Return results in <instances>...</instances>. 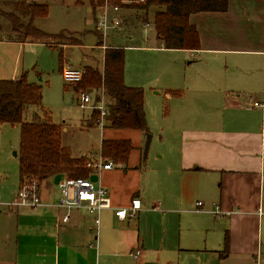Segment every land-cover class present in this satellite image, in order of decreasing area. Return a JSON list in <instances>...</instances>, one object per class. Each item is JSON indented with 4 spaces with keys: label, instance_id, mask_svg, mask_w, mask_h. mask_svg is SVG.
Returning a JSON list of instances; mask_svg holds the SVG:
<instances>
[{
    "label": "crops",
    "instance_id": "0c3cea01",
    "mask_svg": "<svg viewBox=\"0 0 264 264\" xmlns=\"http://www.w3.org/2000/svg\"><path fill=\"white\" fill-rule=\"evenodd\" d=\"M93 2L89 0V6L96 16L98 8L92 9ZM152 9L140 16L134 8H123L119 29L136 22L153 27L159 48L150 51L159 53L166 49L157 39L154 17L149 19ZM190 22L199 32L201 49L169 52L191 58L188 66L193 69L189 77L187 69L184 77L191 88L181 91L180 64L174 58L172 66L177 67V73L172 71L168 86L155 93L182 104L184 112L177 121L181 128L172 138L163 134L165 149L150 160L146 157L144 173L135 174L133 181L122 166L99 176L98 182L109 189L114 207L126 208L134 198L142 201L137 217L123 221L114 210H105L98 228L97 215L73 210L66 220L67 212L55 205L61 196L59 183L68 175L54 177L57 181L40 186L43 206L14 210L0 206V264H174L163 258L169 252L179 258L171 259L175 264H207L201 254H214L219 264H264V0H229L226 13L197 14ZM77 40L81 46L82 40ZM27 43L30 41L0 42L1 55L12 61V47ZM126 85L140 88L130 82ZM190 91L195 94L193 101L187 97ZM137 138L142 143L146 135ZM150 164L152 171L147 175ZM0 184L4 186L1 200L12 201L20 184L9 192L2 181ZM190 202L195 203L194 213L200 216H215L217 207L224 213L214 217L218 227L212 249L194 246L198 241L194 236L188 241L191 246L176 248L166 233L160 236L155 229L159 224L166 231L167 218ZM208 235L209 231L205 237ZM226 237L229 245L224 253ZM165 238L169 241L164 242ZM137 251L141 252L138 259L134 257ZM183 251L194 255L181 260L179 252Z\"/></svg>",
    "mask_w": 264,
    "mask_h": 264
},
{
    "label": "rangeland",
    "instance_id": "374dc122",
    "mask_svg": "<svg viewBox=\"0 0 264 264\" xmlns=\"http://www.w3.org/2000/svg\"><path fill=\"white\" fill-rule=\"evenodd\" d=\"M13 1L25 2L26 4L36 1L39 4H48L49 16L45 19H36L34 25L48 35H62L59 38H48L42 41L31 39L29 40L30 43L24 46L12 47L13 52L10 54L13 57L12 61H9V58L1 55L0 52V56L3 57L0 61L2 71L0 80H12L18 78L22 73H26L29 83L41 85L43 88L41 104L29 107L24 116V122L30 123L36 118L45 119L49 117L55 124L67 129V132L62 129V145L70 149L73 156L80 158L92 154L99 155L104 139H130L135 146L132 153H135L124 168V173L132 175V181L136 177H134L135 174H143L147 135L143 140L144 142L141 143L137 138V135L141 133L135 131H112L99 125H96V128H89L87 123H89L93 107L92 105L86 108L81 107L82 95L76 92L75 86L65 82L62 74L63 69L68 67L73 69L91 68L102 71L104 68L103 53L105 52L103 47L115 46L125 49L126 84L128 82L135 84L136 86L132 87L143 88L146 94L147 124L149 135L152 137L147 153L150 160L156 152L165 149L164 143H161L163 134H171L170 137L172 138L173 134L178 133L177 130L181 128L180 122H177L179 113L184 112L181 109L182 104L176 100L171 101L164 98L163 95L155 93L168 86L172 71L177 73V67L172 66V62L176 59H178L177 63L180 64L178 68L182 74V79L179 81L181 91L185 92L189 87L191 88L188 80L193 69V67L188 66L191 58L183 56V54H172L169 52L170 50H163L159 53L151 52L150 50L155 48L156 51L158 50L156 48H159L153 38V27H144L140 22L123 26L121 30H110L106 41L102 39V48H98L97 38L94 35L98 36L95 31V16L89 6V0H0V10L6 13L14 12ZM93 1L97 2V0ZM135 10L134 13L140 16L141 14L144 15L143 11ZM155 12L156 9L151 10L150 21ZM0 28V36L3 37L0 41H8V35L11 36L9 38L11 40L16 37L15 35L12 36L9 23L2 18L0 19ZM70 37L76 38L75 40L81 39L83 44L81 46L80 44L74 45V41ZM174 58L176 59L173 60ZM187 69L188 77L184 82ZM155 79L158 81L156 82ZM85 94L90 95L95 102L100 101L102 95L105 98L103 90H89ZM187 97L190 101L195 100V94L192 91L188 93ZM105 103L108 105L106 98ZM111 132H114L115 136H110L109 133ZM20 142V126L0 124V173L3 176L2 183L5 185L6 192H9L10 187L17 188L20 184L19 161L15 157V153L19 152ZM140 166H143L141 170H139ZM151 171L152 165L150 164L147 175ZM50 181L57 180L54 178ZM3 188L4 186L0 184V192ZM194 204L190 202L188 206H182L180 213L168 217L165 226L166 231H164V225L159 224L155 225V229L160 232V236L166 233L176 248H188L187 246H191L188 241L194 236L198 238L194 246L201 248L200 250L212 249L217 242L215 239L217 234H213L217 233L218 227L214 219L215 216L195 214ZM204 210L208 211L206 208ZM208 231L209 235L205 237ZM169 240L165 238L164 242ZM192 253L190 251L179 252L180 259H187L194 255ZM213 256L215 255L205 256V254H201L200 259L202 261L204 259L207 264H219V258ZM157 257L158 254H155L154 259ZM163 258L174 264L177 261L171 259H179L175 257L173 252L163 255Z\"/></svg>",
    "mask_w": 264,
    "mask_h": 264
},
{
    "label": "trees",
    "instance_id": "16d2710c",
    "mask_svg": "<svg viewBox=\"0 0 264 264\" xmlns=\"http://www.w3.org/2000/svg\"><path fill=\"white\" fill-rule=\"evenodd\" d=\"M103 0L93 2V10ZM122 8H134L148 12L156 9L153 18L157 39L166 50L198 51L201 49L200 35L190 22L193 15L202 13H226L229 0H147L144 4L126 6L122 0H112ZM15 11L6 13L0 10V19L10 25L13 40L25 43L29 40L59 38L62 35H48L35 27L36 19L49 16V5L33 2L13 1ZM1 33V28H0ZM98 47L103 46L98 34ZM3 37L0 36V40ZM74 45L80 41L73 39ZM4 42V41H0ZM125 49L108 47L104 52L103 71L86 69L82 81L75 85L79 95L89 90H103L108 99L106 123L103 128L112 131H135L149 134L145 112V90L131 88L125 83ZM43 88L31 84L27 74L17 80H0V124L20 126L21 142L16 158L19 161L20 185L36 182L38 185L48 183L52 178L69 175L78 179H89L92 172L86 168L87 157L74 158L68 148L63 147L61 134L63 126L55 124L49 117L36 118L30 123L24 122V116L31 106H39L42 101ZM100 122V112L93 110L88 127L96 128ZM135 146L130 139H104L100 154L105 161L114 166L126 167ZM229 239H225L224 253L228 252ZM222 253V254H224Z\"/></svg>",
    "mask_w": 264,
    "mask_h": 264
},
{
    "label": "built area",
    "instance_id": "2783aa9c",
    "mask_svg": "<svg viewBox=\"0 0 264 264\" xmlns=\"http://www.w3.org/2000/svg\"><path fill=\"white\" fill-rule=\"evenodd\" d=\"M147 0H122V4L126 6L134 4H144ZM122 7L113 4L112 0H103L102 4L98 7L95 16V31L101 35L103 41H106L108 32L110 30H118L123 24V18L121 16ZM107 49V47H103ZM63 78L69 85L75 86L79 84L86 74V69H63ZM92 105L93 110L100 112L99 126L104 127V118L107 114L108 105L105 103L104 95L100 101L95 102L94 99L88 94H82L81 107L86 108ZM256 107L258 103L254 104ZM86 168L92 172V177L89 179H78L71 176H66L59 183L61 196L58 203L55 205L57 208L65 210L67 212L65 219L70 218V213L73 210H85L90 214L97 215L95 221L97 227L100 225V215L105 210H114L118 219L127 221L137 217L143 208V203L139 198L132 199L130 205L126 208H117L113 206L112 198L109 189L105 188L99 182H93L92 178L99 176L104 171H109L114 168V165L110 161H105L101 154L99 155H87ZM3 176L0 173V182ZM0 206L7 207L9 210H14L19 207H28L35 209L43 206L41 197V187L38 183H24L21 184L15 193L14 199L9 202H3L0 195ZM202 203H198L197 207L201 208ZM216 217L224 214L217 207L213 212ZM141 252L137 251L134 254L136 259L139 258Z\"/></svg>",
    "mask_w": 264,
    "mask_h": 264
},
{
    "label": "water",
    "instance_id": "95a60500",
    "mask_svg": "<svg viewBox=\"0 0 264 264\" xmlns=\"http://www.w3.org/2000/svg\"><path fill=\"white\" fill-rule=\"evenodd\" d=\"M151 140H152V137H151V135L148 134L147 135V143H146V146H145V157H147V153H148V150H149V147H150V144H151ZM92 181L93 182H98L97 177H93Z\"/></svg>",
    "mask_w": 264,
    "mask_h": 264
}]
</instances>
